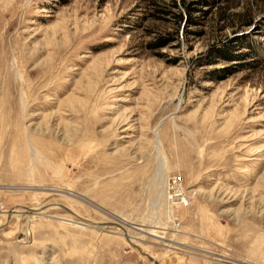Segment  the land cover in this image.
<instances>
[{"label":"rangeland","instance_id":"obj_1","mask_svg":"<svg viewBox=\"0 0 264 264\" xmlns=\"http://www.w3.org/2000/svg\"><path fill=\"white\" fill-rule=\"evenodd\" d=\"M184 1L149 51L142 0H0V264H264V0Z\"/></svg>","mask_w":264,"mask_h":264},{"label":"trees","instance_id":"obj_2","mask_svg":"<svg viewBox=\"0 0 264 264\" xmlns=\"http://www.w3.org/2000/svg\"><path fill=\"white\" fill-rule=\"evenodd\" d=\"M142 1L144 13L142 20L151 22L150 25L143 28V31L150 37L144 48L149 51H158L166 48L171 43H175V47L178 48L180 41L186 35L191 34V32H186L185 29L196 25L195 18L192 16L197 9L193 6L194 3L185 2L184 0ZM200 13L204 14V12ZM249 23V21L245 20L240 26H248ZM163 25H169L168 29L164 28ZM243 38L234 36L231 39L223 38L222 40H217L209 45L203 53L199 54L191 64L195 67L212 66L223 60L229 63L236 62V64L232 65L245 64V67H250L254 63L259 62V59L251 54V47L248 43H245ZM241 50L244 52H241ZM176 61V59H172L170 63H175ZM210 80L214 81L216 78L211 77Z\"/></svg>","mask_w":264,"mask_h":264},{"label":"built area","instance_id":"obj_3","mask_svg":"<svg viewBox=\"0 0 264 264\" xmlns=\"http://www.w3.org/2000/svg\"><path fill=\"white\" fill-rule=\"evenodd\" d=\"M172 193V196L178 199V203L184 206L187 203V198L182 192L181 183L178 177H172L169 179V191L168 193ZM175 195V196H174Z\"/></svg>","mask_w":264,"mask_h":264},{"label":"bare ground","instance_id":"obj_4","mask_svg":"<svg viewBox=\"0 0 264 264\" xmlns=\"http://www.w3.org/2000/svg\"><path fill=\"white\" fill-rule=\"evenodd\" d=\"M63 194L61 195H66V196H71V197H74L73 194H71L70 192L67 194L66 192H61ZM185 195V194H184ZM174 198V197H173ZM179 204V203H178ZM180 205V204H179ZM182 207V206H181ZM58 220H61V221H65L67 223H73L71 220H65V219H60V218H57ZM82 226H85L86 228H90L92 230L96 229V228H93V227H87V225H82ZM127 235H124L123 238H126L127 239ZM131 243V242H130ZM137 250L140 251V248L134 246ZM142 255H144L150 262H152L153 264H159L158 262L154 261L153 258H151L149 255L147 254H144V253H141Z\"/></svg>","mask_w":264,"mask_h":264}]
</instances>
